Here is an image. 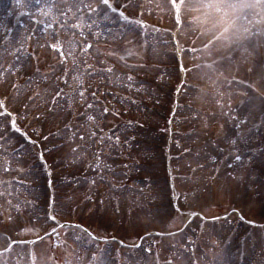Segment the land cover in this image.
I'll return each instance as SVG.
<instances>
[{
  "label": "rangeland",
  "instance_id": "obj_1",
  "mask_svg": "<svg viewBox=\"0 0 264 264\" xmlns=\"http://www.w3.org/2000/svg\"><path fill=\"white\" fill-rule=\"evenodd\" d=\"M36 1L40 0L25 2V8H30L31 4L36 7ZM43 1L47 6L52 4L68 15L62 23V30L59 27L57 37H66L62 40L65 46L63 49L68 57L73 56L74 61L61 66V55L58 54L61 48L55 54H50L48 50L52 47L53 37H31L29 32H19L16 20L10 24L2 17L0 96H5L3 98L6 99V104L3 106H10L12 114L5 113L6 107L0 106V264H264V228H258L264 223V184L257 189L252 184L259 181H255L256 175L264 183V148L256 150L257 156L246 162L248 166L240 164L242 170L237 182L230 180L225 183L227 180L217 179L213 184H202L198 180V186H193L199 188L198 194L190 199L191 202L183 203L188 212L178 210L174 203V197L178 193L184 196L185 191L191 190L189 183L186 184L187 179L181 178L177 188L170 186L168 192L159 188L148 194L142 190L146 188L143 186L139 188L141 194L132 188L129 191L136 192L117 194L119 197L114 198L112 191L107 188L98 189L87 182L86 178L92 180L90 172H85L87 176L84 172L77 173L76 176L64 168L70 162L80 163L79 160L83 157L79 154L81 151H73V147L64 146L56 153L57 156H45L41 160L39 153L42 141L47 137L66 135L65 130H59V124L74 120L73 112L77 109L68 110L67 95H63L57 88L69 76L75 77L76 67L82 70L80 64L83 62L89 64L90 83L94 80L92 76L99 78L104 75L100 66H104L110 73L107 76L108 86L113 91L115 89L119 98L109 107L112 108L113 115L110 118L113 119L121 112H127L124 109L128 108L127 102L121 100L123 96H127L128 91L118 90V87L124 89V84L116 72L115 63L120 62L122 70L126 67V72L134 74V78L142 73L139 80L146 83L151 81V76L145 72L154 70L160 74L163 71L164 82L160 89L156 84L159 90L153 92L152 96V100H156L161 97L159 92L162 94L164 91V98L160 99L162 110L173 107L176 99L173 95L181 86L179 71L176 69L179 61L172 54L177 50L176 46L161 45V38L167 39L169 30H174L178 23L180 6L165 0H153L151 4H146L144 0H108L107 4L104 0ZM11 8L12 4L8 1L1 6L5 14ZM188 8L196 10L191 2ZM130 9L137 14L138 9L148 11L145 20L149 22L141 24L134 21L137 27L134 26L131 18L126 16V11L130 12ZM20 17L17 16L19 20ZM197 18L201 20L204 29L202 33L206 34L201 41L203 55L201 61L188 62L191 65L187 67L183 102L190 103L188 108H199V113L204 114L200 107L209 102L214 109L213 105L218 104L216 99L225 96L223 87L229 85L230 79L226 75H232L233 72L244 74L243 79L249 86L238 85L240 91L234 86H228L232 88L228 92L232 96L231 105L233 103L237 106L239 113L244 111L249 123L241 131L242 145L246 148L240 152L263 147L264 99L261 100V96H264V78H261L259 58L256 55L259 52L256 53L255 45L251 43L254 49L250 57L243 54L239 58L233 57L231 62L226 60L224 56L230 54L225 55L230 47L224 43L219 49L218 42L215 44L217 38L214 36L218 30H214V27L217 24L207 31V14ZM190 20L193 21L189 19L185 22ZM219 24V29L222 30L227 22L220 21ZM230 25L232 26V22ZM68 26L70 27L67 28ZM132 28L139 33L143 31V34L136 39L128 38V31ZM82 32L88 36L82 35ZM126 32V38H123ZM174 36L179 42L181 40L182 44L185 42V46H189L190 39L186 34L181 38V33L175 30ZM22 41L30 49L25 50L23 55H16L15 50L17 51ZM182 44L179 49H182ZM191 44L196 46L195 43ZM193 52L195 51L187 52V58L194 55ZM87 67L88 65L84 66L85 71ZM96 86V83L93 86L91 84L92 88ZM243 90L244 96L241 95ZM218 91H221V96ZM145 94L148 96L149 92L146 91ZM85 100L84 104L87 102ZM140 103L139 98V102L134 104L141 105ZM210 107L209 114L212 112ZM227 108L228 105H224V111ZM228 111L230 109L225 111L224 117L221 115L222 119L217 120L210 130L205 125L198 124L197 119L192 123H185L182 134L188 133L189 140L183 148L196 150V136L207 134L224 143L225 138L231 135L227 121L230 118L228 114L233 115V110L227 113ZM38 115L40 118L42 116L40 127L37 125L44 138L42 141L27 128L23 132L18 129L23 127V122L27 123L26 126L40 122L36 120ZM13 119L16 121L15 127L12 125ZM142 121L146 123L149 120ZM157 123L158 120L155 119L151 124L155 127ZM114 125L115 122L107 125V128ZM175 155L176 152L173 156ZM187 156L188 153H179L177 158L181 160ZM83 160L84 158L81 162ZM186 163V159L181 162L182 166ZM78 170L81 172V167ZM210 173L211 167L207 169L206 175L201 174L202 179ZM49 179H52V184H49ZM209 187L212 192H209ZM94 194L96 196L92 197ZM51 210L59 222L73 226L60 228L59 223L50 218ZM235 210L245 215L248 223L233 213ZM196 211L200 215L195 216V220L187 226L189 214ZM229 213L231 215L225 219ZM58 230L61 232L58 233ZM45 236L49 237L44 238ZM38 239L41 240L32 242ZM141 239L139 246H135Z\"/></svg>",
  "mask_w": 264,
  "mask_h": 264
},
{
  "label": "trees",
  "instance_id": "obj_2",
  "mask_svg": "<svg viewBox=\"0 0 264 264\" xmlns=\"http://www.w3.org/2000/svg\"><path fill=\"white\" fill-rule=\"evenodd\" d=\"M112 139L110 137H108L109 140H113V141H117V139L121 138V141L123 140V138L121 137V133L119 131H112L111 132Z\"/></svg>",
  "mask_w": 264,
  "mask_h": 264
},
{
  "label": "snow or ice",
  "instance_id": "obj_3",
  "mask_svg": "<svg viewBox=\"0 0 264 264\" xmlns=\"http://www.w3.org/2000/svg\"><path fill=\"white\" fill-rule=\"evenodd\" d=\"M18 2H19V0H18ZM104 3L105 4H107L108 3V0H104ZM12 125H13V127H15V125H16V121H15V119H13L12 120ZM81 138H83V137H81ZM237 159H239V157H237ZM53 220H55V217L53 216V217H51Z\"/></svg>",
  "mask_w": 264,
  "mask_h": 264
}]
</instances>
